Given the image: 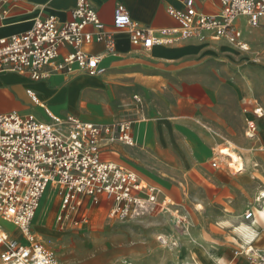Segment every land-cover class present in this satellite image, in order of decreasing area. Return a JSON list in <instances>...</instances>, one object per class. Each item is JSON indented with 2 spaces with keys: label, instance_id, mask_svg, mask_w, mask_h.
I'll use <instances>...</instances> for the list:
<instances>
[{
  "label": "built area",
  "instance_id": "obj_1",
  "mask_svg": "<svg viewBox=\"0 0 264 264\" xmlns=\"http://www.w3.org/2000/svg\"><path fill=\"white\" fill-rule=\"evenodd\" d=\"M180 1L182 10L171 11L180 30L165 29L161 37L179 34L190 39L209 34L248 53L251 48L237 20L246 18L250 28L264 27V0H219L215 15L198 9L199 0ZM19 2L0 0V11L4 4ZM114 16L110 30L91 0H77L69 21L61 23L52 16L36 19L27 32L0 39V73L20 72L40 80L49 75L46 67H51L63 75L98 77L107 68L103 56L89 49L101 44L115 55V32L128 33L130 43L144 50L171 41L161 39L150 27H140L122 5L116 7ZM253 114L264 116L260 107ZM50 117L52 121L43 122L32 114H0V220L18 231L14 235L0 224V264H60L33 230L52 186L56 196L62 197L63 211L73 204L81 206L85 199L95 204L104 200L113 204L109 218L119 221L170 213L174 205L169 199L160 200L159 189L143 181L136 170L103 158L104 152L117 144L134 147L131 121L97 124L74 116ZM245 132L248 138L257 136L256 118L247 120ZM245 217L253 219L254 213Z\"/></svg>",
  "mask_w": 264,
  "mask_h": 264
},
{
  "label": "rangeland",
  "instance_id": "obj_2",
  "mask_svg": "<svg viewBox=\"0 0 264 264\" xmlns=\"http://www.w3.org/2000/svg\"><path fill=\"white\" fill-rule=\"evenodd\" d=\"M241 29L250 37L252 29L246 22H241ZM166 37L171 40L166 44L175 43L178 39L176 36H162L161 39ZM233 48L231 55L212 47L183 64L165 70L148 69L137 61L132 66L118 63L122 72H131L129 70L135 68L146 70L147 74H169L167 82L163 83L164 97L153 99L174 103L180 94L182 109L177 114L181 116L182 127L173 128L171 137L177 144L175 149L179 158L184 160L186 153L191 164L186 169L178 163V171L154 165L151 168L147 156L127 155L119 145L105 151L103 158L136 169L144 180L159 189L161 196H171L174 202L185 205L189 216L180 222V214L157 212L137 220L119 221L109 218L112 203L103 200L95 204L86 199L81 206L73 204L63 211L61 195L56 196L52 190L34 219L33 229L49 254L60 264H216L217 252L202 248L194 252L187 249V244L194 243L196 236L201 234L214 242L221 240L225 230L240 235L239 230L255 220H259L264 228V218L258 214L264 209V198L256 200L264 193V133L259 129L254 140H247L245 119L250 114H245L246 106L239 103L236 92L227 83L228 80H236L240 70L252 68L256 63L255 67L264 69L263 62L251 59L263 56L264 49L251 47L250 52L244 53L236 46ZM226 69L231 75L228 80L224 74ZM251 90L255 91L253 96L261 101L258 89L256 91L253 86ZM137 97L139 111L142 112L146 107L145 101ZM195 105L202 106V114L197 113ZM208 105L220 107L219 113L213 114L206 107ZM174 108L172 104L171 109ZM173 114L168 110L163 117ZM160 140L163 145L153 146L155 159L168 167H175L176 159L166 146L164 136L161 135ZM247 142L249 155L244 161L242 147ZM139 148L137 145L134 150ZM222 148L237 153L245 169L251 168L240 171L232 166L230 158L221 153ZM204 167L208 168V178L214 182L213 185L203 184L194 171ZM248 212L255 214L253 219H246ZM59 216L61 220H58ZM257 235L247 246L239 245V249L244 251L237 259L239 264H261L264 234L258 238ZM250 248L252 250L248 251Z\"/></svg>",
  "mask_w": 264,
  "mask_h": 264
},
{
  "label": "crops",
  "instance_id": "obj_3",
  "mask_svg": "<svg viewBox=\"0 0 264 264\" xmlns=\"http://www.w3.org/2000/svg\"><path fill=\"white\" fill-rule=\"evenodd\" d=\"M76 3L77 0H21L17 4H4L0 11V39L27 32L36 19H45V17L52 16L56 17L61 23L69 21L72 18L71 12L75 8ZM91 3L95 10L98 11V16L110 30L114 22V11L119 5L125 7L136 24L140 27H150L156 31L159 37H161V32L165 29L180 30L179 21L171 13L172 10H182L180 0H91ZM219 8V0L198 1V9L204 13L215 15L219 12ZM242 21L247 23L246 18L243 17L236 22L240 29ZM248 28L250 27L248 26ZM250 29H252L250 37L243 32L248 46L257 50L264 49V27H251ZM241 30L243 31V29ZM115 33L117 50L115 55L106 52L101 44L94 45L89 49L95 54L99 53L103 56L102 64L107 68V72L98 77L83 73L63 75L53 72L51 67H46L49 75L40 80H33L28 74L20 72L0 73V114H12L13 112L24 116L32 114L43 122L52 121L50 114L62 119L74 116L81 121L97 124H114L119 121L133 120L131 122L133 123V135L136 139V144L134 147L117 144L123 148V152H126L127 155L137 153L147 156L151 168L154 165L170 171H178L176 167L179 163L183 168L187 169L188 165L191 164V160L186 156V153L184 160L179 158L175 149L177 144L171 137L173 128L182 127L180 124L181 116L177 114L182 109L180 94L177 96L178 103H172L161 98L162 101L153 99V97L158 98L165 93L163 83L167 82L168 79L166 77L169 74H147L145 73L146 70L141 69V71H138L135 68L130 69L129 71L131 72H122L123 70H120L118 63L132 66L131 64L137 61L141 66L148 69L165 70L171 66L183 64L186 60L192 59V57H196L212 47L214 49L219 48L223 54L234 53L233 45L231 46L226 39L214 40L209 34H202L200 37L190 39L181 38L178 34L176 35L178 39L175 43L155 45L149 50H144L130 43L128 33ZM208 38L211 41H207ZM242 55H244V58L246 57L245 54ZM251 59L256 62L261 61L264 65V52L260 58ZM255 66L240 70L236 75V80L232 79V82L228 80L229 76L231 77L228 69L224 71V74L226 80H228V86L232 87L236 92L239 103L246 106L245 114H250V117L245 119V130L247 120L256 118L258 130L260 129L264 133V116L258 118L253 114V110L258 107L262 108L264 113V69ZM253 86L256 91L258 89V92H260L261 101L253 96V92H255L251 90ZM134 93H136L135 98L133 97ZM137 96L145 101L146 107H144L142 112L139 111ZM172 104L175 105L173 110L171 109ZM195 106L197 113L202 114V106ZM206 107L215 115L219 113L220 107L217 105H208ZM168 110L172 114L174 112V114L163 117L164 114L168 113ZM161 135L164 136L166 146L171 151V155L176 159L177 164L173 168L159 163L155 159L153 146L163 145L160 140ZM257 136L254 138L246 136V138L247 140H254ZM138 140L139 143L137 144ZM248 144L249 142L244 143L242 147L244 150V161L245 156L249 155ZM137 145H139L140 150H134ZM112 148L114 146L110 147V150ZM106 160L128 168L112 159ZM250 168L246 167L244 171ZM194 171L203 184H214L208 178L210 173L208 168L204 167ZM141 179L148 183L142 177ZM232 180H235V178L232 177ZM215 181H218V178ZM46 198L42 202V208ZM159 199H169L174 203L171 212H165L166 214H180L178 217L181 221L188 218L189 211L185 205L174 202L173 198L168 195H159ZM256 200L259 201V199ZM224 204H227V201H224ZM261 211L258 214L264 218ZM258 222L261 229L256 232L245 230L244 228L239 230V235V233L225 230L221 240L217 242L208 240L202 234L200 236L197 235L194 243L189 242L187 244V249L190 248L195 252L196 249L202 248L204 251L212 250L217 252V258H214L216 264H239L237 259L244 253L242 249H239V245L247 246L255 234H258L257 238L264 234V228L259 220ZM0 224L14 235L17 234L18 231L16 232L11 225L1 220Z\"/></svg>",
  "mask_w": 264,
  "mask_h": 264
},
{
  "label": "bare ground",
  "instance_id": "obj_4",
  "mask_svg": "<svg viewBox=\"0 0 264 264\" xmlns=\"http://www.w3.org/2000/svg\"><path fill=\"white\" fill-rule=\"evenodd\" d=\"M144 126V125H143ZM143 131V130H142ZM144 132V131H143ZM221 153L222 154H224V155H226V157L228 156L229 158H230V164L232 165V166H235V167H237L238 168V170H244L245 168H244V166H243V164H242V162L240 161V157L239 156H237V153L235 154L234 152H232L230 149H228V148H222L221 149ZM53 187V186H52ZM52 187H51V190H53L52 189ZM262 195H264V193L262 192ZM261 214L262 215H264V209L261 211ZM245 228L246 229H249V230H251V231H254V232H256V231H258V230H260V224H259V222L258 221H253V223H251V225L250 226H245ZM245 229V230H246ZM252 249L250 248L248 251H251ZM122 252V251H121ZM258 264H260V263H258Z\"/></svg>",
  "mask_w": 264,
  "mask_h": 264
}]
</instances>
